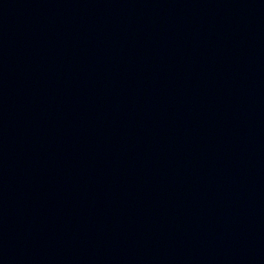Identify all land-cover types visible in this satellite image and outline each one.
<instances>
[{
	"label": "water",
	"instance_id": "water-1",
	"mask_svg": "<svg viewBox=\"0 0 264 264\" xmlns=\"http://www.w3.org/2000/svg\"><path fill=\"white\" fill-rule=\"evenodd\" d=\"M0 264H264V0H0Z\"/></svg>",
	"mask_w": 264,
	"mask_h": 264
}]
</instances>
